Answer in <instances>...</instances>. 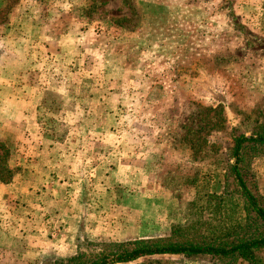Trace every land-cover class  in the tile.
I'll return each mask as SVG.
<instances>
[{"label": "rangeland", "instance_id": "1", "mask_svg": "<svg viewBox=\"0 0 264 264\" xmlns=\"http://www.w3.org/2000/svg\"><path fill=\"white\" fill-rule=\"evenodd\" d=\"M242 134L264 135V0H0V264L233 239ZM242 156L264 205V147Z\"/></svg>", "mask_w": 264, "mask_h": 264}, {"label": "trees", "instance_id": "2", "mask_svg": "<svg viewBox=\"0 0 264 264\" xmlns=\"http://www.w3.org/2000/svg\"><path fill=\"white\" fill-rule=\"evenodd\" d=\"M264 147V135L248 137L239 135L234 140L232 155L236 161L231 165L232 174L246 199L249 218L252 223L243 227L242 233H235L233 239L217 236L214 239L203 237L193 240H175L173 237L158 239H137L124 243H116L102 248L97 253L87 255L79 253L67 260H57L54 264H118L133 262L144 256L159 254H179L187 257L211 256L221 261H235L242 258L249 264H264V258L259 254L264 250V205L247 185L240 170L243 161V151L248 147ZM0 178L9 181L2 175ZM253 214V215H252ZM249 221V219L247 220Z\"/></svg>", "mask_w": 264, "mask_h": 264}, {"label": "crops", "instance_id": "3", "mask_svg": "<svg viewBox=\"0 0 264 264\" xmlns=\"http://www.w3.org/2000/svg\"><path fill=\"white\" fill-rule=\"evenodd\" d=\"M45 172H48V171H45ZM17 184H19V182H17L16 183V181H13L12 182V185H17ZM30 186V187H29ZM28 186V190H29V197H31V199L35 202H37L38 200H39V202H40V197H38L39 196V192H40V190H42V188H40V187H31L32 185H29ZM47 186V185H46ZM47 188H49V187H46V189ZM48 191V189L46 190V192ZM36 193H37V196H36ZM41 193L43 194V191H41ZM42 201V200H41ZM38 203V202H37ZM38 206H40V203H39V205ZM41 208H43V209H45V207H41Z\"/></svg>", "mask_w": 264, "mask_h": 264}]
</instances>
